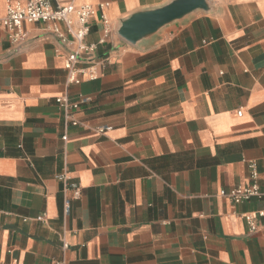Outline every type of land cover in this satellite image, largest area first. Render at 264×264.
Masks as SVG:
<instances>
[{"label": "crops", "instance_id": "0c3cea01", "mask_svg": "<svg viewBox=\"0 0 264 264\" xmlns=\"http://www.w3.org/2000/svg\"><path fill=\"white\" fill-rule=\"evenodd\" d=\"M63 1L96 6L88 44L108 4L94 80L69 83V48L46 23H26L17 51L0 0V264L264 263V218L251 231L243 217L264 199L219 194L251 182L250 161L264 175V0H207L136 43L121 21L173 0ZM61 95L88 98L79 125Z\"/></svg>", "mask_w": 264, "mask_h": 264}, {"label": "built area", "instance_id": "2783aa9c", "mask_svg": "<svg viewBox=\"0 0 264 264\" xmlns=\"http://www.w3.org/2000/svg\"><path fill=\"white\" fill-rule=\"evenodd\" d=\"M107 3H100L97 8L101 10L102 21L105 26L104 36L98 43L88 44L85 39L91 32L90 21L96 12V6L91 4L74 5L73 3H64L63 0H7L6 16L2 20L3 26L9 30L11 43L20 51L29 37V32L25 28L26 23H46L50 30L56 36L59 42L68 46L69 50L66 57L67 80L69 83H80L83 77L94 80L99 76L100 67H105L107 58L93 56L98 49L99 44L105 43L113 27L106 14ZM64 24L66 30L61 28ZM92 55L85 57V66L80 65L82 55ZM88 100L84 98L79 102H73L66 95L57 97V102L64 112L68 122L73 125H79L80 120L73 116V111L79 109L81 102ZM239 115L242 111L239 110ZM112 129L111 126H100L96 132L105 133ZM67 139V135L64 136ZM249 184H240L239 186L224 189L220 191V196H225L235 204L249 201L252 199H264V175L260 173L258 163L249 162ZM57 179L63 183L66 190H74V198H78L81 193V187L78 184H68L69 173L63 171L57 175ZM64 213L68 215L71 211V200L68 197L64 199ZM247 220L250 230L255 231L258 227L259 218H264V209L255 213L243 214ZM38 220H45V216H39ZM68 248L67 242L63 245ZM57 264H66L65 260L57 261ZM264 264V263H262Z\"/></svg>", "mask_w": 264, "mask_h": 264}, {"label": "water", "instance_id": "95a60500", "mask_svg": "<svg viewBox=\"0 0 264 264\" xmlns=\"http://www.w3.org/2000/svg\"><path fill=\"white\" fill-rule=\"evenodd\" d=\"M209 8L207 0H173L163 7L131 14L120 23L119 35L129 43H136L152 35L172 21L194 11Z\"/></svg>", "mask_w": 264, "mask_h": 264}]
</instances>
